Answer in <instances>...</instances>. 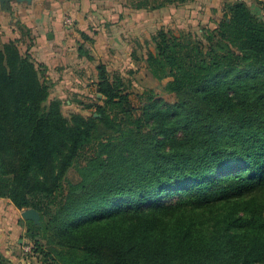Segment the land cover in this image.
I'll return each mask as SVG.
<instances>
[{"label":"trees","instance_id":"obj_1","mask_svg":"<svg viewBox=\"0 0 264 264\" xmlns=\"http://www.w3.org/2000/svg\"><path fill=\"white\" fill-rule=\"evenodd\" d=\"M22 35L0 38V198L39 213L20 219L34 264H264V17L225 0L213 27L158 28L143 60L165 94L135 107L98 62L86 115H64Z\"/></svg>","mask_w":264,"mask_h":264},{"label":"crops","instance_id":"obj_2","mask_svg":"<svg viewBox=\"0 0 264 264\" xmlns=\"http://www.w3.org/2000/svg\"><path fill=\"white\" fill-rule=\"evenodd\" d=\"M120 2L122 0H0V38L8 41L20 37L21 25L30 34L31 41L28 35H22L23 42L31 44L29 52L38 63L47 66L55 88L61 91L71 86L68 79L74 74L72 70L79 64L85 67V58L78 54L81 31L93 35L90 49L109 54L113 48L116 54L126 56V43L121 40V34L131 31L134 13ZM171 7L175 6L166 8ZM66 18H70L71 23H67ZM22 46L26 48L25 43ZM21 218V210L10 200L0 198V250L5 254L16 249L14 242L20 245L24 241Z\"/></svg>","mask_w":264,"mask_h":264},{"label":"rangeland","instance_id":"obj_3","mask_svg":"<svg viewBox=\"0 0 264 264\" xmlns=\"http://www.w3.org/2000/svg\"><path fill=\"white\" fill-rule=\"evenodd\" d=\"M225 0H194L182 5L171 7L172 9L162 8L157 10H132L134 16L130 22V32L121 34V40L125 41L127 54H116L113 48L109 54L107 51H98L90 49L93 43L83 42L89 50V56H83L86 60L82 65H77L72 70L73 76L69 77L71 86H65L61 91L55 88V82L51 89V97L61 100L64 115L72 111H80L83 114H89L94 107H85L86 104H94L95 96H100L96 92L94 85L95 64L104 62L110 72L120 74L130 92L131 103L139 107L142 102V96L147 90L155 92L158 96L165 94V84L168 78L157 79L152 76L146 68L143 60L144 49L143 40L160 27L171 28L174 30H192L200 31L203 27H213L215 22L222 15V5ZM232 1V0H229ZM253 13L259 17H264L263 6L259 0H244ZM123 0L120 2L123 6ZM126 8L130 6L125 5ZM115 13V9L112 11ZM97 19L96 17H94ZM63 87V85L61 86ZM93 101V102H92ZM69 178L75 180L78 178L75 169L67 171ZM22 212V210H21ZM23 220V218H22ZM22 236V235H21ZM14 248L7 254L11 264H34L37 260L35 253H32L31 243L24 238L23 243L18 245L16 242Z\"/></svg>","mask_w":264,"mask_h":264},{"label":"water","instance_id":"obj_4","mask_svg":"<svg viewBox=\"0 0 264 264\" xmlns=\"http://www.w3.org/2000/svg\"><path fill=\"white\" fill-rule=\"evenodd\" d=\"M21 217L25 220L32 219L35 222L39 221V213L34 208H25L21 212Z\"/></svg>","mask_w":264,"mask_h":264},{"label":"built area","instance_id":"obj_5","mask_svg":"<svg viewBox=\"0 0 264 264\" xmlns=\"http://www.w3.org/2000/svg\"><path fill=\"white\" fill-rule=\"evenodd\" d=\"M66 22H67V23H71L70 18H66Z\"/></svg>","mask_w":264,"mask_h":264}]
</instances>
